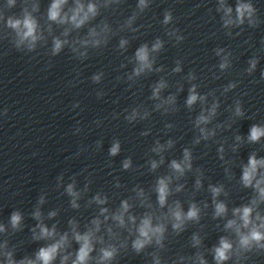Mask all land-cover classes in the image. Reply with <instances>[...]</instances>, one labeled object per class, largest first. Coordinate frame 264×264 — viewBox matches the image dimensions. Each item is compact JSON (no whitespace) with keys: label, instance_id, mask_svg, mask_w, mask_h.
Returning <instances> with one entry per match:
<instances>
[{"label":"clouds","instance_id":"obj_1","mask_svg":"<svg viewBox=\"0 0 264 264\" xmlns=\"http://www.w3.org/2000/svg\"><path fill=\"white\" fill-rule=\"evenodd\" d=\"M69 0H52L48 11L47 19L58 25H71V28H65L62 39L59 36L53 37L52 47L50 50L51 56L59 55L67 46L75 57L84 61L88 58V49H99L106 46L109 41V35L112 34V29L107 22H102L97 27L89 28L88 33L83 38H76L75 40H68L70 32L75 29L83 28L90 21L94 20L100 14V7H108L111 3H120V0H105L102 5L96 2L84 3L83 0H73L74 6L64 10ZM17 0H7V7H15ZM151 4V0H137V12H134L125 21L123 28H129L133 32L138 31V28L133 27L134 22L138 18V14L144 13ZM38 10V5H33V11ZM220 13L221 25L226 31V35L231 37L233 32L231 29L242 28L247 23L249 27L255 28L262 21L257 15V9L252 3V0H235V6L229 4L228 0H217V7L215 9ZM0 20H3L5 26L12 30L14 39L12 43L16 50L27 52H34L39 42L45 40L43 33L40 30V25L37 19L25 7L19 16L10 15L5 17L0 13ZM161 23L168 26L173 23V13L171 10H166L163 14ZM51 26H49V32ZM237 35L240 33L237 32ZM166 35L174 38L177 43L182 42L185 37L180 34L178 28H171L166 31ZM129 41L121 38L119 41V50L127 51ZM165 46L164 40L157 37L154 42L141 44L135 51L134 56L130 58L129 62L134 66L131 73L126 74L128 81H135L142 75L149 73L162 72V67H154L156 64V55L160 53ZM217 57L220 58L218 67L221 71H225L231 67L230 57L232 53L225 48L217 47L214 50ZM258 57L249 59V67L246 69L248 74H252L257 64ZM174 73L182 71L181 61H176V67L172 69ZM104 73L98 72L91 77L95 84H99L103 79ZM264 78V72L261 73ZM119 79V78H118ZM187 79L189 81L196 80L194 73L189 72ZM168 87L166 80L161 78L152 85V92L150 99L159 100L160 103L155 104V111L163 110L164 114L176 111V96L169 95L166 98L161 97V93ZM197 85L191 84L188 89V95L185 100V106L192 110L193 106L199 101L203 104L207 96L201 95L197 91ZM237 84L230 82L224 89L225 92L235 89ZM182 90V88L180 89ZM103 92H98L97 96L102 97ZM211 95V93H209ZM73 107H79L78 102ZM219 102L214 101L210 108L201 109V112L193 121V126L198 130L199 135L194 137L193 144L199 145L201 141H208L215 136V130H209L204 127L212 122L217 114ZM7 109L3 110V115H7ZM128 111V110H126ZM235 116L243 117L244 111L241 101H235ZM151 112L145 110L141 112L140 107L132 108L125 120L133 123L139 120L148 119ZM98 125L100 121L96 122ZM167 128L171 129L173 125L167 124ZM219 127V125H218ZM79 128L76 129L78 133ZM141 135H149V131L142 132ZM264 137V125L253 124L247 135L249 143H259ZM235 140L238 142L233 146V152H236L243 141L241 135H236ZM102 141L96 142L97 148L102 146ZM175 144L172 139L161 143L156 140L154 145L150 148V152L159 156V160L150 159L148 161L149 171L155 172L165 162L163 153L167 149H171ZM121 151V142L119 139H114L108 150L110 157L117 156ZM224 148L221 146L218 149L219 159L224 160ZM193 152L191 148L185 147L182 151L181 159H171L168 163L169 172L167 174L158 176L152 188L156 196L155 205L151 202L150 196L145 192L144 188L136 186L133 192L136 194V199L139 201V207L144 209L142 213L137 215L132 211L133 204L129 199H122L119 207L115 211H110L106 206L109 203L107 195L97 193L89 201L99 206L98 214L93 217L90 222L85 225L83 231L79 230V223L76 219L68 221L69 231L60 232L58 226L53 224L51 227L43 222V214L37 206L35 211L31 213V218L37 221V224L31 229L32 239L34 241H46L43 246L34 253L33 257L25 256L19 260L14 258L15 249L9 250L8 242L5 240L0 244V257L3 258L0 264H55L59 258V264H114L122 251H127L129 247L136 254L144 253L146 249L154 247L156 251L148 253L152 257V264H163L159 252L165 249V241L168 236L169 227L171 232L176 236L187 230L189 224H199L202 219V213L209 208L207 201L200 203L195 200L188 202L187 210L181 200L174 199L169 202V198L175 193H180L184 190L185 185L178 183L173 189L174 180H181L187 173L193 171ZM132 168V159L126 158L122 161V169L127 171ZM196 180L194 188L199 191L203 188V170L195 169ZM226 176L231 180L234 173L229 169H225ZM62 179V177H58ZM239 184L243 189H251L252 195L246 203L239 206H228L226 199H220L221 196L227 198L229 192L226 190L224 184H208V192L211 197L212 219L222 220V228L217 224V228H221L224 235H221L216 244L207 249L211 255L213 264H246L249 259V254H264V211L261 210V205H264V157H257L256 152H252L247 159L246 164L241 165V174L239 177ZM85 185V191H87ZM116 187H120L119 181ZM68 196L72 197L71 207L79 209L80 205L77 200L80 193L75 190V184L69 183L66 188ZM44 203V197L41 196L38 200V205ZM230 213V216H229ZM57 212L51 211L48 213V218L56 217ZM24 215L20 210H14L9 217V224L13 232L23 230ZM111 222V223H109ZM103 232L106 234H101ZM123 230V231H118ZM6 231L5 226L0 224V233ZM123 232L127 235L124 236ZM71 236V239H70ZM78 245L74 251H69L72 243ZM190 247L196 249L194 254L180 255L178 258L179 264H209L205 257L203 249L204 237L200 232H194L190 237ZM96 253V255H93ZM172 264H177V261H172Z\"/></svg>","mask_w":264,"mask_h":264}]
</instances>
